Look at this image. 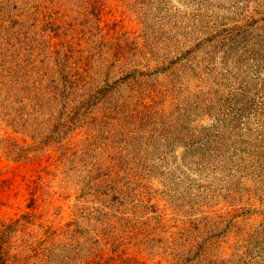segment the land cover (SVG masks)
I'll return each mask as SVG.
<instances>
[{"label": "rangeland", "instance_id": "rangeland-1", "mask_svg": "<svg viewBox=\"0 0 264 264\" xmlns=\"http://www.w3.org/2000/svg\"><path fill=\"white\" fill-rule=\"evenodd\" d=\"M0 264H264V0H0Z\"/></svg>", "mask_w": 264, "mask_h": 264}]
</instances>
